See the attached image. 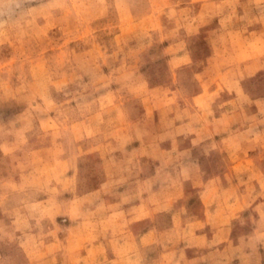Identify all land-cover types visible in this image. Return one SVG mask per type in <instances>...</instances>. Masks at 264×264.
<instances>
[{
    "label": "rangeland",
    "instance_id": "1",
    "mask_svg": "<svg viewBox=\"0 0 264 264\" xmlns=\"http://www.w3.org/2000/svg\"><path fill=\"white\" fill-rule=\"evenodd\" d=\"M238 193L264 0H0V264H264Z\"/></svg>",
    "mask_w": 264,
    "mask_h": 264
},
{
    "label": "crops",
    "instance_id": "2",
    "mask_svg": "<svg viewBox=\"0 0 264 264\" xmlns=\"http://www.w3.org/2000/svg\"><path fill=\"white\" fill-rule=\"evenodd\" d=\"M172 59H176V58H172ZM245 62H252V58H248ZM211 93H212V91H211ZM222 140V139H221ZM252 155L253 154H251V153H249L248 154V157H252ZM238 194H240V193H238ZM223 197V196H222ZM245 196L243 197L242 196V194H240V196H239V198H238V200H239V202H240V204L241 205H244V207H250V206H254L255 208L256 207H260V206H264V202L262 203V201H260V200H257L256 202H254V200H252L251 202H249L250 200H249V198H246V200H245ZM199 203L202 205V206H205L206 207V200H204V199H202V195H201V198H200V200H199ZM224 202L223 201H216L215 203H214V207L216 208V207H220L222 204H223ZM249 203V204H248ZM208 205V204H207ZM258 232H262L261 234L262 235H264V229H254L253 230V233H254V235H257V233Z\"/></svg>",
    "mask_w": 264,
    "mask_h": 264
}]
</instances>
